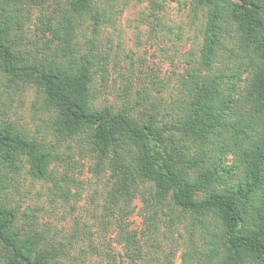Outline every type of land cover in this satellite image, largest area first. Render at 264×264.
I'll list each match as a JSON object with an SVG mask.
<instances>
[{
    "label": "trees",
    "instance_id": "trees-1",
    "mask_svg": "<svg viewBox=\"0 0 264 264\" xmlns=\"http://www.w3.org/2000/svg\"><path fill=\"white\" fill-rule=\"evenodd\" d=\"M100 3L114 5L0 0V74L36 87L56 138L50 144L0 122V264H57L59 251L66 255L35 223H20L8 190L26 166L35 178H49L62 142L90 156L95 173L108 172L107 207L116 206L121 220L138 193L153 209L148 226L156 229L163 207L170 222L187 218L194 231L182 264H264V0H191L192 14L203 15L199 54L183 79V97L163 116L167 108L157 103L138 112L94 105L98 54L81 47L78 32L88 19L96 30L106 15ZM32 8L41 11L36 30L50 37L39 45L41 56L29 59L17 49L22 32L14 35ZM121 220L128 251L154 264L158 255ZM145 234L156 239L149 227ZM170 252L161 264H171Z\"/></svg>",
    "mask_w": 264,
    "mask_h": 264
},
{
    "label": "rangeland",
    "instance_id": "rangeland-1",
    "mask_svg": "<svg viewBox=\"0 0 264 264\" xmlns=\"http://www.w3.org/2000/svg\"><path fill=\"white\" fill-rule=\"evenodd\" d=\"M113 1L112 6L100 3L106 15L95 31L92 20L79 25L81 47L93 50L99 59L91 74L93 103L114 109L130 107L134 112L157 103L167 108L160 109L163 116L184 95L183 79L193 68L201 45L202 12L197 11L196 17L192 14L191 0ZM47 9L50 12L52 7ZM30 12L14 28V36L22 32L17 49L29 59L41 56L37 51L50 37L36 30L40 9ZM0 122H12L33 136L56 143L48 126L50 113L36 87L4 74H0ZM57 152L49 178H35L27 166L13 176L8 190L20 206V223H35L42 236L64 248L66 255L60 250L57 264H146L126 247L119 226L120 210L107 207L108 172L95 173L94 160L75 145L68 148L62 142ZM167 210L163 207L155 215L156 229L148 226L147 216L153 209L147 208L138 193L121 223L136 232L145 251L159 256L154 264H161L168 250L171 264H182L194 230L186 227L187 218L170 222ZM148 227L155 240L146 236Z\"/></svg>",
    "mask_w": 264,
    "mask_h": 264
}]
</instances>
